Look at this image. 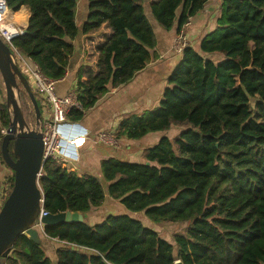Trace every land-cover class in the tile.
I'll use <instances>...</instances> for the list:
<instances>
[{
  "label": "trees",
  "instance_id": "obj_1",
  "mask_svg": "<svg viewBox=\"0 0 264 264\" xmlns=\"http://www.w3.org/2000/svg\"><path fill=\"white\" fill-rule=\"evenodd\" d=\"M209 1L157 0L150 18L166 32L176 25L179 31ZM6 2L13 12H31L14 47L56 85L66 79L79 35L77 0ZM88 2L82 34L105 24L113 34L97 50V74L85 66L78 70L81 109L70 111L71 122L84 120L112 89L143 71L158 42L146 0ZM12 20L26 22V16L17 13ZM168 85L158 107L123 119L115 133L118 141H140L182 129L145 149L143 162L106 159L99 177L79 176L52 160L43 166L39 182L49 214L85 218L109 199L124 213L94 226L86 220L46 226L41 245L21 235L4 264H264V0H222L217 28L199 50L184 51ZM9 123L6 102L0 103V139ZM0 165L2 203L4 181L7 199L14 173L8 177L1 142ZM142 217L150 225L186 228L172 243Z\"/></svg>",
  "mask_w": 264,
  "mask_h": 264
},
{
  "label": "crops",
  "instance_id": "obj_2",
  "mask_svg": "<svg viewBox=\"0 0 264 264\" xmlns=\"http://www.w3.org/2000/svg\"><path fill=\"white\" fill-rule=\"evenodd\" d=\"M154 1L157 0H146L145 2L144 8L148 18L151 15L150 4ZM221 2L222 0H210L205 8L192 18L188 35L192 47L196 50H199L201 41L217 28ZM88 7V0H77L76 20L79 35L74 41L75 53L70 62L68 76L56 85L58 96H65L76 90L78 70L81 66H85L97 74L96 65L99 53L95 52V49L97 50L113 34L107 24L96 33L82 34V25L86 22L89 14ZM10 12L14 14L23 13L26 16V22L18 21L22 26L14 23L25 31L31 16L29 8L22 7L18 12L11 10ZM150 22L154 27L158 42L153 52L154 58L148 66L128 84L112 89L92 110L86 113L84 120L77 123L69 121V124L63 127V139H65L63 156L68 161L69 171L76 172L79 176L93 175L99 177L101 163L106 159L117 158L130 163H141L143 162L142 153L144 150L155 146L162 138L159 133H152L140 141L127 139L118 141L115 139V133L123 119L153 110L159 106L164 91L169 86L168 79L181 60V56L173 55L170 51L178 32L177 25L171 31L166 32L160 29L151 18ZM217 58L219 59V57ZM102 134H106L108 139L115 143V146L103 142L100 139ZM114 203H117L116 206L120 208L118 214L110 207L114 206ZM111 209L112 214L124 213L119 202L109 199L101 207L92 209L85 216V220L91 226L98 225L105 220ZM145 225L151 227L149 222Z\"/></svg>",
  "mask_w": 264,
  "mask_h": 264
},
{
  "label": "water",
  "instance_id": "obj_3",
  "mask_svg": "<svg viewBox=\"0 0 264 264\" xmlns=\"http://www.w3.org/2000/svg\"><path fill=\"white\" fill-rule=\"evenodd\" d=\"M25 33V31H24ZM0 74L6 91L9 128L1 142V155L5 165L14 173V185L0 210V264L21 235L28 236L37 245L42 244L35 223L44 204L40 175L46 163L41 132L43 117L37 95L29 80L18 66L14 52L0 38ZM28 96L35 113V127L27 122L22 95ZM12 145L13 149H10ZM80 213L47 215L46 226L83 223ZM175 264H183L177 261Z\"/></svg>",
  "mask_w": 264,
  "mask_h": 264
},
{
  "label": "built area",
  "instance_id": "obj_4",
  "mask_svg": "<svg viewBox=\"0 0 264 264\" xmlns=\"http://www.w3.org/2000/svg\"><path fill=\"white\" fill-rule=\"evenodd\" d=\"M8 13H10V10L6 0H0V38L12 49L16 61L18 62V59L21 58V53L14 47L13 41L22 36L24 31L8 19ZM191 24L192 18H190L177 32L170 50L173 55L181 56L186 49L192 46L188 35V29ZM33 81L35 86V89L33 90L37 97L43 100L45 107H49V109H47V116H45L41 125V132L44 141L43 159L45 162L48 160L55 161L62 165V167L68 168V161L63 156L65 139H63L64 134L62 133V129L65 125L69 124L68 114L70 111L73 109H81V106L77 101L76 90L69 92L65 96H58L56 94V82L44 77L38 68L37 71L33 73ZM6 132V130L2 131V135L5 136ZM100 139L103 142L115 146V143L109 140L106 134H102ZM0 142H2V139H0ZM42 176L43 174L41 173L40 178ZM5 184H7L6 180L4 181V185ZM4 185L2 187V194L4 197H7V189H9V187L7 188ZM47 215H49V213L46 212L44 206H42L40 215L35 223V228L41 233H44L45 228L42 219Z\"/></svg>",
  "mask_w": 264,
  "mask_h": 264
},
{
  "label": "rangeland",
  "instance_id": "obj_5",
  "mask_svg": "<svg viewBox=\"0 0 264 264\" xmlns=\"http://www.w3.org/2000/svg\"><path fill=\"white\" fill-rule=\"evenodd\" d=\"M93 50H94V48H93ZM97 50L95 49V52H98ZM18 66L21 69V71L24 73L26 78L29 80V82L31 84V87L33 89H35L34 81H33V73H35L37 71L36 65L29 58H27L26 56L21 54V58L18 59ZM22 98H23L24 114H25V117L27 119V122L30 124V126L32 128H34L35 127V123H36V119H35V113H34V110H33V106L31 105V102H30V100H29L27 95L23 94ZM37 99H38V103H39V106H40V109H41L42 117H43V119H45V116H47V109H49V107L47 108V107L44 106L43 100L41 98L37 97ZM3 102H6V91H5V86H4V83H3V80H2V76L0 74V103H3ZM45 108H46V112H45ZM181 132H182V129L173 128L170 131L161 132L159 134L161 135L162 138L163 137L174 138L178 134H180ZM8 174H9L8 177H10L12 175V171L9 170ZM6 181H8V178L6 179ZM4 186L8 188L9 184H5ZM7 193H8V191H7ZM4 198L2 199V203L1 204H3L5 202L6 199H4ZM116 205H117V203H114V206H110V207H112L114 209L115 213L118 214L120 212V208H119V206H116ZM111 214H112V209L109 211V213L107 215H111ZM142 219H143L144 223H148L149 222V220L146 217L145 218L142 217ZM151 227H157L160 235L164 239L174 243L173 242V236L178 234V233H183L184 229L186 228V224H177V225H162V224H159V225H156V224L152 223Z\"/></svg>",
  "mask_w": 264,
  "mask_h": 264
},
{
  "label": "bare ground",
  "instance_id": "obj_6",
  "mask_svg": "<svg viewBox=\"0 0 264 264\" xmlns=\"http://www.w3.org/2000/svg\"><path fill=\"white\" fill-rule=\"evenodd\" d=\"M13 15H14V13H11V12L8 13V14H7L8 19H9L12 23H15V24H17V25L22 26L18 21H16V20H12Z\"/></svg>",
  "mask_w": 264,
  "mask_h": 264
}]
</instances>
